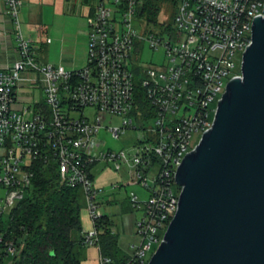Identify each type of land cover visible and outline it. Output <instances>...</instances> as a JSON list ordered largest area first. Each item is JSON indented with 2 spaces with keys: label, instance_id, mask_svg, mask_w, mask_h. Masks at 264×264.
Instances as JSON below:
<instances>
[{
  "label": "built area",
  "instance_id": "2783aa9c",
  "mask_svg": "<svg viewBox=\"0 0 264 264\" xmlns=\"http://www.w3.org/2000/svg\"><path fill=\"white\" fill-rule=\"evenodd\" d=\"M169 2L176 10L172 24L160 16L162 4L155 29L141 17L144 1L97 0L85 20L86 66L68 70L44 62L40 42L23 36L22 1L4 0L11 28L0 34L1 50L9 46L17 55L12 66L0 68V250L6 255L16 253L2 232L7 215L31 189L37 167L53 165L61 185L81 191L92 220L81 244L98 248L99 264H113L99 245L105 191L94 174L103 164L146 191L145 198L128 197L140 213L134 223L139 242L123 264L148 263L177 211L175 176L199 143L192 136L210 128L227 83L241 76L253 21L264 8V0ZM145 46L152 54L161 51V58L142 62ZM86 109L93 114L85 116ZM107 117L121 124L106 127ZM103 129L116 140L127 131L140 136L126 149L103 151L97 139Z\"/></svg>",
  "mask_w": 264,
  "mask_h": 264
},
{
  "label": "water",
  "instance_id": "95a60500",
  "mask_svg": "<svg viewBox=\"0 0 264 264\" xmlns=\"http://www.w3.org/2000/svg\"><path fill=\"white\" fill-rule=\"evenodd\" d=\"M240 73L177 169L178 208L147 264H264V8Z\"/></svg>",
  "mask_w": 264,
  "mask_h": 264
},
{
  "label": "rangeland",
  "instance_id": "374dc122",
  "mask_svg": "<svg viewBox=\"0 0 264 264\" xmlns=\"http://www.w3.org/2000/svg\"><path fill=\"white\" fill-rule=\"evenodd\" d=\"M97 0H24V5L19 11V22L21 24V32L23 36L33 40H45L49 36L53 40V44L44 47L42 50L43 61L59 64V62L68 56L70 64H63L66 69H82L86 66L87 60V37L88 28L86 26V17L89 8L96 3ZM145 1V0H142ZM163 12L160 16L167 17L168 24H172L175 15V7L171 2L163 4ZM134 26L138 33L141 31V20H136ZM155 29L156 24L152 25ZM152 28V27H150ZM84 33L79 34V32ZM64 39L71 40L65 43ZM13 44L14 41H13ZM68 54V55H66ZM161 51L152 54L146 46L142 49V62L150 59L154 61L161 58ZM64 56V57H63ZM0 62H8L11 66L14 59L11 60L6 56H0ZM36 96L38 93H35ZM93 111L86 109L85 116H91ZM78 116L79 113H74ZM121 118L107 117L103 125L119 126ZM140 136V132L127 131L119 139H114L106 131L101 130L97 136L101 142L103 151L113 150L119 151L128 148ZM200 134L192 136V141L197 142ZM94 177L96 178V186L103 188L105 191L103 196L99 198L100 210L109 219L111 231L117 239L118 253L120 256L130 252V247L139 242V238L135 233L134 222L139 219L140 213L132 211L129 205V195L135 193L141 198L146 197V191L138 186L127 185V177L124 171L115 172L111 166L99 165L96 168ZM117 183L116 189H111L110 184ZM4 190L0 189V197L4 195ZM110 200V204L106 202ZM84 203V200H83ZM80 222L84 232H91L93 228L92 220L85 206L80 211ZM157 248V247H156ZM79 252L80 264H99V251L96 246H81L77 249ZM0 253L4 251L0 250ZM13 256L4 255L2 264H12Z\"/></svg>",
  "mask_w": 264,
  "mask_h": 264
},
{
  "label": "trees",
  "instance_id": "16d2710c",
  "mask_svg": "<svg viewBox=\"0 0 264 264\" xmlns=\"http://www.w3.org/2000/svg\"><path fill=\"white\" fill-rule=\"evenodd\" d=\"M169 1L145 0L142 19L147 24H156L162 4ZM83 206L81 191L61 185L53 165L38 166L31 189L7 215L6 228L2 229L16 246L12 264L15 260L19 264H80L77 249L83 246L80 239ZM111 224L106 215L99 221L100 249L112 258L113 264H123L126 255L118 253ZM4 255L0 253V264Z\"/></svg>",
  "mask_w": 264,
  "mask_h": 264
},
{
  "label": "crops",
  "instance_id": "0c3cea01",
  "mask_svg": "<svg viewBox=\"0 0 264 264\" xmlns=\"http://www.w3.org/2000/svg\"><path fill=\"white\" fill-rule=\"evenodd\" d=\"M21 1H22V7H23L24 0H21ZM22 7H21V9H22ZM88 12H89V10H88ZM10 28L11 27H10V24H9V21H8V17L4 14V0H0V34L2 32H8L10 30ZM79 34H83L84 35V33H82L81 31L79 32ZM9 39H10L11 42L13 41L12 37L9 38ZM9 39H7V40H9ZM46 39H49L50 42L46 43ZM37 41L40 42L39 46H40L41 56L43 57V53H42L43 48L47 47L49 45H52L53 44V40L49 36H46L44 41L43 40H37ZM64 41H66L65 43H69L71 40L64 39ZM2 46H3V40H1V38H0V56H6V57L10 58L11 60L14 59V61H15L17 59V55L15 54V52L9 46L7 47L6 50H1ZM66 55H68V54H66ZM59 63L62 64V65L63 64H70L68 56L64 57ZM5 66H11V65L8 62H0V68H3ZM95 182H96V179H95ZM106 204H110V200H108L106 202Z\"/></svg>",
  "mask_w": 264,
  "mask_h": 264
}]
</instances>
